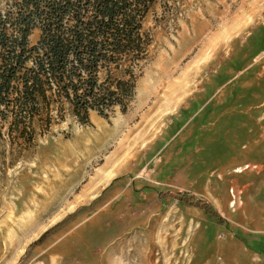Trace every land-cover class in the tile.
Instances as JSON below:
<instances>
[{
    "label": "rangeland",
    "instance_id": "1",
    "mask_svg": "<svg viewBox=\"0 0 264 264\" xmlns=\"http://www.w3.org/2000/svg\"><path fill=\"white\" fill-rule=\"evenodd\" d=\"M143 27L126 113L52 111L30 147L0 126V264H264V0H157Z\"/></svg>",
    "mask_w": 264,
    "mask_h": 264
},
{
    "label": "trees",
    "instance_id": "2",
    "mask_svg": "<svg viewBox=\"0 0 264 264\" xmlns=\"http://www.w3.org/2000/svg\"><path fill=\"white\" fill-rule=\"evenodd\" d=\"M156 1L0 0V126L10 141L30 147L52 111L63 119L68 109L82 125L92 124L91 112L126 113L148 60L143 23Z\"/></svg>",
    "mask_w": 264,
    "mask_h": 264
},
{
    "label": "bare ground",
    "instance_id": "3",
    "mask_svg": "<svg viewBox=\"0 0 264 264\" xmlns=\"http://www.w3.org/2000/svg\"><path fill=\"white\" fill-rule=\"evenodd\" d=\"M84 137V136H83ZM86 139L85 140H83V141H81L79 144H83V146H86L87 145V143H88V141H90L89 139H88V136L87 137H85ZM94 140H96V139H94ZM93 140V141H94ZM251 167V164H249V163H246L244 166H242L241 168H239V169H237V172H243L245 169H249ZM252 167H257V165H253ZM117 169H118V167H116ZM109 175H111V174H109ZM235 196V195H234ZM53 206H55V207H57V206H59V204H58V202H57V200H54V198H51L50 197V200L49 201H46V198H45V201L43 202V203H41V206L40 205H38V210H40L37 214H35L34 215V220L36 221V220H40L41 218H42V213H43V211H46V210H48V213H49V211L51 210V209H53ZM42 209H41V208ZM30 224L31 223H29V226H30ZM26 234H28V231L27 230H24V231H22V235L23 236H25Z\"/></svg>",
    "mask_w": 264,
    "mask_h": 264
},
{
    "label": "crops",
    "instance_id": "4",
    "mask_svg": "<svg viewBox=\"0 0 264 264\" xmlns=\"http://www.w3.org/2000/svg\"><path fill=\"white\" fill-rule=\"evenodd\" d=\"M161 70H162V68L160 67V71H161ZM178 96H179V95H178ZM178 96H177V97H178ZM110 178H111V177H110Z\"/></svg>",
    "mask_w": 264,
    "mask_h": 264
}]
</instances>
